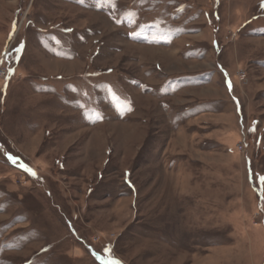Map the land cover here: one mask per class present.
<instances>
[{"label": "rangeland", "instance_id": "1", "mask_svg": "<svg viewBox=\"0 0 264 264\" xmlns=\"http://www.w3.org/2000/svg\"><path fill=\"white\" fill-rule=\"evenodd\" d=\"M260 177L264 0H0V264H264Z\"/></svg>", "mask_w": 264, "mask_h": 264}, {"label": "built area", "instance_id": "2", "mask_svg": "<svg viewBox=\"0 0 264 264\" xmlns=\"http://www.w3.org/2000/svg\"><path fill=\"white\" fill-rule=\"evenodd\" d=\"M1 75L5 77L7 75V71L5 69L1 70ZM241 77L243 79L245 77L244 74Z\"/></svg>", "mask_w": 264, "mask_h": 264}, {"label": "snow or ice", "instance_id": "3", "mask_svg": "<svg viewBox=\"0 0 264 264\" xmlns=\"http://www.w3.org/2000/svg\"><path fill=\"white\" fill-rule=\"evenodd\" d=\"M262 183H264V177H260ZM112 264H122L120 261H113Z\"/></svg>", "mask_w": 264, "mask_h": 264}]
</instances>
